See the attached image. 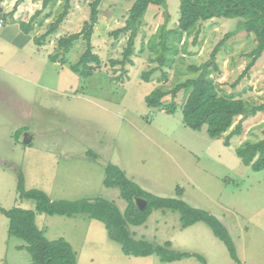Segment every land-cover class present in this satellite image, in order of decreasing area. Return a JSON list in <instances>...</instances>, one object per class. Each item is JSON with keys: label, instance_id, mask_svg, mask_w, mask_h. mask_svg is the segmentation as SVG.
Wrapping results in <instances>:
<instances>
[{"label": "rangeland", "instance_id": "374dc122", "mask_svg": "<svg viewBox=\"0 0 264 264\" xmlns=\"http://www.w3.org/2000/svg\"><path fill=\"white\" fill-rule=\"evenodd\" d=\"M17 1L4 0L0 15V207L34 212L35 224L46 239L69 243L77 264H202L193 257L163 263L157 255L126 256L101 222L85 215L40 214L35 201L19 199L16 190L21 174L25 190L43 191L52 201L105 199L124 212L127 203L119 190L103 186L105 167L112 164L156 196L174 198L176 189H181L184 202L207 211L227 229L239 263L205 223L182 229L179 214L169 210H154L143 225L130 226L135 239L155 245L170 242L174 251L199 255L206 264H264V169L253 171L235 155L243 142L264 136V115L248 118L243 138L234 137L226 146L228 132L211 139L206 126L192 131L183 125L182 107L189 90L174 98L173 114L145 103L155 88L170 91L194 78L188 72L190 66L209 63L210 78L220 95L240 98L249 106L264 104V52L245 72L251 61L248 55L256 47L255 35L242 31L227 36L240 19L200 23L199 34L194 31L174 42L173 61L160 66V30L162 26L174 30L180 17V0H165L166 8L149 6L140 21L132 63L113 66L111 60L122 59L129 33L117 38L112 33L124 27L135 0H103L91 37L101 66L83 79L69 65L78 61L85 42L78 40L64 55L57 40L83 29L94 0H71L59 28L37 46L33 38L44 35L63 8L55 5L42 10L37 19L48 12L50 17L34 27L29 43L20 49L16 46L23 44L26 34L11 25L9 13H16L14 22H26L29 13L41 10V3L20 0L14 7ZM150 45L154 46L151 51ZM52 56L56 62L49 60ZM148 72L153 73L144 82L141 75ZM169 102V97L163 101ZM24 246L8 234V220L0 213V264L31 263Z\"/></svg>", "mask_w": 264, "mask_h": 264}, {"label": "trees", "instance_id": "16d2710c", "mask_svg": "<svg viewBox=\"0 0 264 264\" xmlns=\"http://www.w3.org/2000/svg\"><path fill=\"white\" fill-rule=\"evenodd\" d=\"M0 0V15L2 14ZM18 0L14 7H16ZM103 0H94L90 6V17L85 22L83 29L79 33L63 36L57 40V47L64 55L68 54L74 44L82 39L85 42V50L80 55L78 61L69 65L72 73L79 75L83 79L90 77L96 69L101 66L100 57L93 52L91 37L93 27L98 20V8ZM71 0H42L41 10L34 12L28 22H19L20 30L28 35L35 26H41L44 19L50 17V12L45 14V18L37 19L42 10L60 5L63 8L62 13L54 23L50 25L49 30L39 38H33L37 46H40V40L54 33L64 21L70 10ZM149 6L166 8L165 0H135L129 10L124 27L112 33L117 38L119 35L127 32L129 37L126 47L122 53L121 60H111V65L126 63L131 64L134 43L138 32V26L144 17ZM180 17L174 30L166 31L162 26L159 35V57L157 61L160 66H169L176 54L174 42H179L183 36H189L195 31L199 34L198 26L202 22H207L214 18L240 19L236 24V29L227 36H234L239 32L253 33L256 39V47L248 55L251 58L245 72L250 70L258 58L264 52V0H180ZM13 16V12L9 13ZM167 18V17H166ZM175 36V37H173ZM170 37L172 39L168 43ZM150 51L154 46L150 45ZM213 52V56L216 53ZM171 56L167 57L166 53ZM212 56V57H213ZM51 62H56L57 58H49ZM64 64L65 59L62 57ZM209 63L201 66H190L188 72L196 75L194 78H188L177 84L170 91H163L160 87L155 88L145 97V103L148 108L165 107L168 114H173L176 110L174 98L181 91H188L182 107V123L192 131H200L206 126V133L211 139H219L224 134V144L230 145V140L234 137L241 140L246 133L244 123L250 117L264 115V104L259 106H249L248 103L240 98H234L231 95L223 96L218 93L217 83L210 78ZM153 73V72H152ZM151 72L143 73L141 79L149 82L148 78ZM165 80L166 75L162 74ZM166 97L170 98L168 104L163 101ZM239 118L238 120H236ZM20 133L15 134L16 139ZM264 135V133H263ZM235 155L241 163L249 166L253 171L264 169V136L255 142L245 141L235 149ZM105 176L103 186L105 188H117L122 200L127 203L124 212L111 201L105 199H96L94 201L78 200L52 201L49 196L40 190H25L22 175H18L17 193L19 199L33 200L36 203V211L48 216H63L73 218L77 215H85L91 220L101 222L107 230L109 238L120 245L121 251L126 256L147 257L157 255L161 262L171 263L186 258H196L202 264H206L204 258L199 255L177 252L171 249V243L165 242L163 245H155L146 240H137L130 232V226L143 225L154 210H169L177 212L180 216L181 228H188L198 222L205 223L212 231L213 235L221 241L228 251L230 258L239 263L235 246L230 238L227 229L218 221L217 218L210 215L207 211L196 209L184 202L180 196L181 189L177 188V197L165 198L159 197L143 190L135 182L131 181L123 170L119 167L109 164L105 167ZM142 200L145 203L143 209L138 208L135 200ZM0 213L8 220V234L25 243L23 247L31 256L29 264H77L76 254L71 245L63 239L48 241L44 233L38 229L35 224V213L21 208L3 209L0 207Z\"/></svg>", "mask_w": 264, "mask_h": 264}, {"label": "crops", "instance_id": "0c3cea01", "mask_svg": "<svg viewBox=\"0 0 264 264\" xmlns=\"http://www.w3.org/2000/svg\"><path fill=\"white\" fill-rule=\"evenodd\" d=\"M26 1H28V3H30L31 2V0H26ZM37 2H40L41 3V0H37ZM37 4H35V6H36ZM6 13H7V11H5ZM17 14H19V13H17ZM34 13H29L28 14V18L30 19V17L33 15ZM16 13L13 15V22L11 23V25L12 26H18V22H14L15 20H16ZM28 19V20H29ZM26 22H28V21H26ZM34 29V28H33ZM27 43H29V37H28V35H26V39H25V41L23 42V44H20V45H18V46H16V48L17 49H20L21 47H24Z\"/></svg>", "mask_w": 264, "mask_h": 264}, {"label": "water", "instance_id": "95a60500", "mask_svg": "<svg viewBox=\"0 0 264 264\" xmlns=\"http://www.w3.org/2000/svg\"><path fill=\"white\" fill-rule=\"evenodd\" d=\"M25 143H27V141H25ZM135 203H136V205L138 206V208H140V209H143L144 207H145V203H144V201H142V200H135Z\"/></svg>", "mask_w": 264, "mask_h": 264}]
</instances>
